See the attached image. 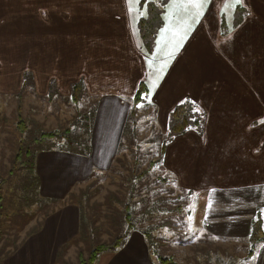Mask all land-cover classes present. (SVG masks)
<instances>
[{
  "label": "crops",
  "instance_id": "1",
  "mask_svg": "<svg viewBox=\"0 0 264 264\" xmlns=\"http://www.w3.org/2000/svg\"><path fill=\"white\" fill-rule=\"evenodd\" d=\"M138 8L139 0H0V59L5 44L45 28L65 30V73L94 76L92 84H82L96 100L89 154L59 149L38 156L42 193L62 204L12 264H59V251L79 238L82 201L74 196L96 168L115 165L143 83L161 133H168L169 115L179 103L190 101L203 114L201 129L168 141L161 165L183 191L194 195L187 188H201L203 234L249 242L258 222L264 235V0H213L198 18L189 0H169L151 15L155 23L146 46L135 27L134 21L148 24ZM47 17L65 20V29L61 22L48 25ZM110 252L104 264H156L139 228ZM246 258L264 264V237Z\"/></svg>",
  "mask_w": 264,
  "mask_h": 264
},
{
  "label": "rangeland",
  "instance_id": "2",
  "mask_svg": "<svg viewBox=\"0 0 264 264\" xmlns=\"http://www.w3.org/2000/svg\"><path fill=\"white\" fill-rule=\"evenodd\" d=\"M168 1L139 0L137 12L145 16L148 24L141 27L142 21L134 22L145 46L144 40L151 37L155 23L151 15L164 9ZM47 22H61L65 29V20L59 17H47ZM9 29L12 28L7 25ZM64 31L47 33L45 28L42 34H30L21 43L5 44V57L0 59V264L22 260L26 250L23 246L40 230L53 208L62 204V200L42 193L37 165L40 153L59 149L86 151L84 144L79 145L74 138L83 142L89 139L92 151L90 136L96 100L83 90L82 83L86 79L92 84L94 76L65 73ZM5 36L9 37L6 31ZM75 84L80 87L74 89ZM143 98L133 103V117L113 168L103 171L94 167L96 176L81 191L77 190L74 197L84 196L86 200L88 196L84 202V233L59 251L57 261L80 264L81 252L87 258L100 243L126 233L131 223L147 233L156 264H251L253 259L246 258L251 247L248 241H214L203 234L198 192L201 188L188 186L194 192L192 196L176 186L171 174L162 171L160 151L167 133L159 131L155 112L147 107L146 96ZM67 129L74 132L66 138ZM55 131L60 134L45 136ZM20 152L23 163L17 164ZM143 170V178L132 179L133 174ZM127 213L131 214L130 221ZM110 256L109 250L103 251L94 264H104ZM161 257H170L172 262L164 263Z\"/></svg>",
  "mask_w": 264,
  "mask_h": 264
},
{
  "label": "trees",
  "instance_id": "3",
  "mask_svg": "<svg viewBox=\"0 0 264 264\" xmlns=\"http://www.w3.org/2000/svg\"><path fill=\"white\" fill-rule=\"evenodd\" d=\"M150 36L152 37V32L150 34ZM78 87H80L79 85H75L74 89H77ZM146 91V86L145 84H141L138 93L135 97V102H139L142 100L143 98V94ZM197 108L194 106V104L190 101H185L182 103H179L177 106L174 107V109L171 111V119L169 121V127H168V133L165 137V142L164 144H162L161 146V160H162V155H163V151L165 149V146L167 145L168 141H170L174 136H176L177 134H180L188 129L191 128H197V129H201L202 125H203V114L200 111L196 110ZM133 115L131 114V117L129 119V122L126 125L125 128V132H124V137L126 134V131L129 128L130 125V120H132ZM72 132H74V130L72 129H67L65 130V137L67 138V136L71 135ZM60 134L59 131H55V132H49V133H45L46 137H56ZM73 140V139H71ZM75 141H77L79 143V145H83L84 144V149H86V151H73L70 150L72 152H76V153H81V154H89L90 153V147L88 146V140H86V142H83V139H77L74 138ZM122 147V144H121ZM69 150V149H68ZM157 161V159L152 160L151 163H155ZM17 164H21L22 162V152L18 153L17 157H16V162ZM137 169V170H136ZM134 170V173H136L138 171V167ZM146 170H143V174L139 173L138 175L133 174V178L132 179H137V178H143L145 175ZM132 188V187H131ZM187 193V192H186ZM81 199V204H82V231L79 237L83 236L84 233V226L83 225V217L84 215H86V208H85V204L84 202L88 200V196L86 197V200L84 198V196ZM140 202V201H138ZM2 206V197L0 196V207ZM127 208L126 210L128 211L130 208V203L126 204ZM130 213H127V220L130 221ZM137 227L134 226L133 224L129 223L128 228L126 233H124L123 235H117L116 237L113 238L112 241L110 242H102L100 243L96 248H94L92 251H90L89 256L86 258L83 254V252H81L79 254V262L80 264H94L95 261L97 260L98 256L100 253H102L103 251H107V250H116L121 248L128 239V236L130 235V233L136 229ZM145 236L147 237V233L145 231H143ZM263 228L261 227L260 223L255 222L254 227H253V231L251 233V236L249 238V242L251 244V249L249 250V255L254 253V249L256 248L257 244L263 240ZM148 239V237H147ZM162 261L164 263H167L168 261L171 263V258L167 257V258H163L161 257ZM173 264H177L175 262H172Z\"/></svg>",
  "mask_w": 264,
  "mask_h": 264
},
{
  "label": "snow or ice",
  "instance_id": "4",
  "mask_svg": "<svg viewBox=\"0 0 264 264\" xmlns=\"http://www.w3.org/2000/svg\"><path fill=\"white\" fill-rule=\"evenodd\" d=\"M189 3H191L195 9V16L198 18L200 15L203 14L204 9L207 7L208 4L213 3V0H189ZM236 4H240L241 0H235ZM45 15L47 13L42 9L41 10ZM147 95V94H145ZM137 107H143L142 104H138ZM197 111H200V109H196ZM260 123H264V120H261Z\"/></svg>",
  "mask_w": 264,
  "mask_h": 264
}]
</instances>
